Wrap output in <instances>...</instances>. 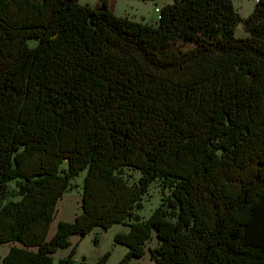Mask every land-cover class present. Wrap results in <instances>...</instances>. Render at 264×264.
I'll return each instance as SVG.
<instances>
[{"label":"trees","instance_id":"obj_1","mask_svg":"<svg viewBox=\"0 0 264 264\" xmlns=\"http://www.w3.org/2000/svg\"><path fill=\"white\" fill-rule=\"evenodd\" d=\"M233 1L174 0L144 24L108 0H0V262L55 264L121 224L118 264L154 240V264H264V0L245 18ZM83 173L81 213L48 239ZM157 181L170 193L144 221Z\"/></svg>","mask_w":264,"mask_h":264},{"label":"rangeland","instance_id":"obj_2","mask_svg":"<svg viewBox=\"0 0 264 264\" xmlns=\"http://www.w3.org/2000/svg\"><path fill=\"white\" fill-rule=\"evenodd\" d=\"M81 2L84 4L87 0ZM174 0H118L115 13L117 17H128V19L136 22H142L144 24H155L158 21V14L155 12L156 8H160L164 5L172 3ZM92 5H96L98 0L88 1ZM234 5L239 10V13L244 16H249L256 8L255 0H234ZM246 32L243 29V25L237 29V36L243 37ZM31 46H36L35 41H32ZM185 48H192L193 45L184 43ZM127 178L131 183L139 181L141 174L139 171L126 170ZM86 173H83L76 177L72 182L73 188L64 195L57 206V215L54 220L50 234L57 229L58 222L64 218L65 221H74L75 218L81 213V206L83 204V190H84V177ZM169 190L163 188L161 181H157L152 184L150 192L144 196L143 205L144 208L137 212L144 221L147 220L151 214L161 205L162 201L168 195ZM129 226L115 225L110 230L97 228L91 234L84 238L72 237L71 241L73 247H76V252H73V247L67 250L58 251L55 255V264L58 260L68 258L71 256L74 261L80 262L83 258H86L89 263H97L104 255H109V259L106 264H118L125 255L129 252V249L115 241L118 234H127L129 232ZM98 239V243H95V239ZM12 245V244H11ZM157 247V242L150 241L146 244V254L142 259L134 258L131 264H154L151 259L150 249ZM10 249V244L0 246V258H3L6 252ZM73 252V253H72Z\"/></svg>","mask_w":264,"mask_h":264},{"label":"crops","instance_id":"obj_3","mask_svg":"<svg viewBox=\"0 0 264 264\" xmlns=\"http://www.w3.org/2000/svg\"><path fill=\"white\" fill-rule=\"evenodd\" d=\"M83 2H85L84 0H82ZM88 1H90V0H87V2L86 3H84L83 5H89V6H91V7H99V6H101L102 5V0H98V2H96V5H92L91 3H89ZM108 2H109V9L112 11V12H114L115 13V8L117 7V4H118V0H108ZM234 2V1H233ZM172 3H173V1H172ZM169 4H171V3H169ZM168 5V4H167ZM164 6H166V5H164ZM164 6H162V7H160L159 9H161V8H163ZM235 6V5H234ZM235 8H236V12L241 16V17H243V18H245L246 16H244V15H241L240 13H239V10L237 9V7L235 6ZM76 219V218H75ZM61 222H70V221H65V219L63 218L62 220H61ZM57 230V229H56ZM56 230L55 231H53V233H52V235L50 234V235H48V239H50L52 236H54L55 235V233H56ZM5 246V245H4ZM11 247H12V245H10V249H11ZM9 249V250H10ZM8 250V251H9ZM8 251L6 252V254H5V256L7 255V253H8ZM4 256V257H5ZM0 264H3L2 262H0Z\"/></svg>","mask_w":264,"mask_h":264},{"label":"built area","instance_id":"obj_4","mask_svg":"<svg viewBox=\"0 0 264 264\" xmlns=\"http://www.w3.org/2000/svg\"><path fill=\"white\" fill-rule=\"evenodd\" d=\"M255 2H259V0H255ZM155 12L158 14V19L160 20L161 19V10L159 8H156L155 9Z\"/></svg>","mask_w":264,"mask_h":264}]
</instances>
